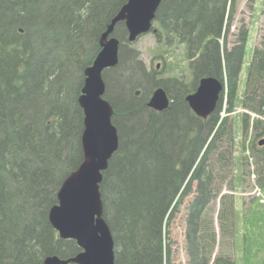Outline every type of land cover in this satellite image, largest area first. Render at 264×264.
<instances>
[{
    "label": "trees",
    "instance_id": "trees-1",
    "mask_svg": "<svg viewBox=\"0 0 264 264\" xmlns=\"http://www.w3.org/2000/svg\"><path fill=\"white\" fill-rule=\"evenodd\" d=\"M126 1L0 0V264H43L48 255L68 258L81 250L75 240L59 237L48 212L57 203L62 181L83 159V111L78 99L71 107L58 97L43 113L42 128L37 119H27L36 90L49 84L48 73L40 79L32 73L35 38L30 26L47 27L64 37L59 67L72 57L69 52L77 50L83 36L90 35V56L87 61L79 59L85 70L100 49L101 33ZM235 8V0H163L153 21V29L165 33L169 43H185L188 69L195 80L226 73L228 98L222 117V102L209 117H198L184 100L192 86H176L173 77L160 84L171 94L170 106L163 111L147 106L150 89L136 96L139 86L135 79L150 73L139 52L128 46L124 22L115 25L113 34L120 45L114 68H125L116 77L118 89L110 100L119 145L100 183L103 215L114 239L115 264H171V220L194 184L188 235L201 264L211 261L217 238L215 222L223 233L229 224L235 232L230 218L235 196L222 191L225 185L234 189L242 183L237 166L245 161L233 156V127L228 121L236 110V82L245 54L244 45L229 49L226 38L220 43L226 11L228 32ZM240 36L246 42L245 32ZM241 104L247 110L240 113L243 131L251 128L255 137L264 134V34L247 67ZM233 130L235 133V126ZM262 150L264 154V145ZM109 184L112 197L107 196ZM261 186L264 191V181ZM217 197L220 206L214 217L210 208ZM261 220L264 204L254 197L244 214L243 264H254L262 250L253 230ZM212 264L235 263L220 253Z\"/></svg>",
    "mask_w": 264,
    "mask_h": 264
},
{
    "label": "rangeland",
    "instance_id": "rangeland-1",
    "mask_svg": "<svg viewBox=\"0 0 264 264\" xmlns=\"http://www.w3.org/2000/svg\"><path fill=\"white\" fill-rule=\"evenodd\" d=\"M233 16L232 19L234 20L228 32H225L222 41L225 42L226 38L229 49L236 44L244 45L245 58L236 82V110L230 114L228 122L233 129L235 126V133L232 129L233 156L237 161L238 158L243 157L245 164L242 165V163L240 168L237 166V173L241 177L242 183L234 189H230L229 185H225L222 191V193L229 192L235 196L234 216L232 217V214L230 215V218L232 221L234 219V224L236 225L235 232L232 231V226L229 224L226 232L223 233L215 222L217 238L209 264H212V259L220 253L229 256L235 264H243V244L241 235L244 230V214L250 204L253 203V199L257 196L258 192L264 195L261 186V183L264 181V154L262 153V145L258 144V141L264 138V134L255 137L251 128L245 132L239 122L240 113L242 111H247L242 108L241 104V100L246 91L247 67L254 48L260 45L264 34V0H237L236 11ZM35 26L36 25L30 26L29 30L35 38V40L33 39L35 47L32 61V73L39 79L42 78L44 73L45 75L48 73L47 80L49 84L44 87V89L36 90L30 103L31 111L27 119L29 118L28 120L32 122L37 119L38 126L42 128L43 113L56 102L58 97L66 99L69 106H75V101H77L81 93L85 77L84 70L81 69L82 63L81 65L79 63L80 60H88L87 58L90 56V51L93 46V38H91L90 35L83 36L82 44L77 47V50H73L74 53L69 52L72 57L66 59V62L62 64L63 66L59 67L58 59L63 49L64 37L59 36L57 34L59 32L55 30V33H53V31L47 30V27H45V29ZM153 26H156V24L153 23ZM244 32L245 36H247L246 43H242V36H240L242 33L244 34ZM128 46L135 48L139 52L146 72L150 73V75L147 74L144 77L135 79V83H137L136 85L139 86L140 90L150 89L148 98L152 91L157 86H161L160 84H162L166 78L173 76L188 77L187 68L189 60L186 57L185 44L178 43L177 41L169 43L168 40L166 41L165 39L158 40L156 34L151 30L140 35L135 41L129 42ZM157 63H159V67L156 66ZM88 65L90 64L87 63L85 67ZM123 67L124 65H120L117 68L112 67L105 69L102 73L106 86L104 97L107 99L109 98V101L113 98V93L118 89L117 86L119 83L116 77L119 72L121 73L123 69H125ZM128 73L129 72L124 71L125 75H128ZM150 82H156L158 85L151 87L152 85L150 86ZM78 87L80 91L79 95L76 93ZM227 90L226 86L223 96V107L220 112L221 116L225 115L228 98ZM203 148L201 153L203 152ZM111 188L112 186L109 184L106 189L108 197H112ZM195 192L196 184L190 189L185 200H183L184 202H182L179 210L171 220V264H201L199 253L198 255L195 254L194 241L188 235L187 218L192 208L191 203L194 199ZM219 199V197L215 198L211 204L210 211L214 214V217H216L220 206ZM262 204L264 203L262 202ZM229 211H232L231 207H229ZM253 230L258 234V241L262 243V250L258 253L254 264H261L264 261V220L256 223Z\"/></svg>",
    "mask_w": 264,
    "mask_h": 264
},
{
    "label": "water",
    "instance_id": "water-1",
    "mask_svg": "<svg viewBox=\"0 0 264 264\" xmlns=\"http://www.w3.org/2000/svg\"><path fill=\"white\" fill-rule=\"evenodd\" d=\"M161 2L127 0L102 32L100 50L84 70V82L78 96V104L83 111V159L62 181L57 191V203L48 212L49 222L59 237L75 240L81 250L68 258L48 255L43 264H115L114 239L103 215L100 183L110 158L118 148L119 135L112 121L113 105L104 97L106 86L102 73L115 67L119 61L120 41L113 34L116 23L124 22L127 40L133 42L152 29ZM222 89L223 83L219 79L204 77L197 89L186 96V100L198 117L207 118L215 111ZM169 102L165 89L158 86L147 105L156 111H163ZM258 144L264 145V138Z\"/></svg>",
    "mask_w": 264,
    "mask_h": 264
},
{
    "label": "flooded vegetation",
    "instance_id": "flooded-vegetation-1",
    "mask_svg": "<svg viewBox=\"0 0 264 264\" xmlns=\"http://www.w3.org/2000/svg\"><path fill=\"white\" fill-rule=\"evenodd\" d=\"M163 1V0H162ZM236 1V5H237V0H235ZM162 3V2H161ZM160 3V4H161ZM229 5H230V1H229V3H228ZM229 5H228V8H229ZM160 6V5H159ZM159 6H158V8H159ZM157 8V9H158ZM229 10V9H228ZM157 11V10H156ZM235 11H236V8H235ZM235 11H234V13H235ZM234 13H233V15H234ZM234 17V16H233ZM234 19H232V21H233ZM227 21H228V11H226V15H225V22H224V28H223V32H222V37H221V39H220V43L222 44V38L224 39V36H225V32H226V24H227ZM232 21H231V23H232ZM155 34H156V36H157V38L158 39H160V40H162V39H165L166 41H167V37H166V35H165V33H161V34H159L158 32H157V29L155 30V29H153V27H152V29H151ZM150 30V31H151ZM128 34V33H127ZM240 38V37H239ZM246 39H247V36H246ZM247 41V40H246ZM243 43V42H242ZM246 43V42H245ZM183 44H185V43H183ZM227 44H228V42H227ZM228 46V45H227ZM156 66L157 67H159V63H157L156 64ZM188 66H189V61H188ZM112 68V67H111ZM109 69V68H108ZM187 70H188V77L187 78H185V77H177V76H173V78L174 79H176V86L177 85H189V86H192V87H190V89H188L187 90V92H186V94L184 95V100H185V102L187 103V105H188V107L190 108V106H189V104H188V102H187V100H186V96L188 95V94H190V93H193L196 89H197V87L199 86V83H200V80L202 79V78H204V77H209V76H211V75H209V76H201L198 80H195V78H194V76H193V72H192V70H189L188 68H187ZM212 77H216V76H212ZM168 78H171V77H168ZM168 78H166V79H168ZM217 79H219L222 83H223V89H222V91L219 93V99H218V101H217V104H216V109H215V111L217 110V107H218V105H219V103H223V96H224V92H225V87L227 86V76H226V73L225 72H223V75L222 76H219V77H216ZM165 79V80H166ZM164 80V81H165ZM158 87V86H157ZM161 87H163L164 88V86H162L161 85ZM174 88H175V90L177 91V89H176V87L174 86ZM165 89V91H166V93H167V95H168V97H169V100H170V102H169V106H170V104H171V102H173V99H172V97H171V94L169 93V91L168 90H166V88H164ZM139 91V93L137 94L136 93V91ZM137 90H135V95L136 96H139V94L141 93V90L140 89H137ZM174 90V91H175ZM153 92V91H152ZM152 94V93H151ZM151 97V95L149 96V98ZM149 98H148V100H149ZM148 100L146 101V104H147V102H148ZM148 106V105H147ZM168 106V107H169ZM167 107V108H168ZM191 109V108H190ZM192 110V109H191ZM193 111V110H192ZM214 111V112H215ZM194 112V111H193ZM213 112V113H214ZM195 113V112H194ZM212 113V114H213ZM221 116V115H220ZM223 116V115H222ZM221 116V117H222ZM201 118V117H200ZM218 123H220V122H218Z\"/></svg>",
    "mask_w": 264,
    "mask_h": 264
},
{
    "label": "built area",
    "instance_id": "built-area-1",
    "mask_svg": "<svg viewBox=\"0 0 264 264\" xmlns=\"http://www.w3.org/2000/svg\"><path fill=\"white\" fill-rule=\"evenodd\" d=\"M257 195H260V192H258V194H257ZM261 201H262V202H264V198H261Z\"/></svg>",
    "mask_w": 264,
    "mask_h": 264
}]
</instances>
